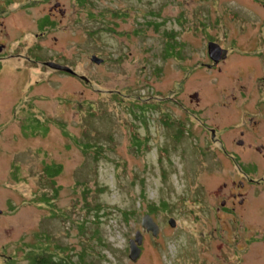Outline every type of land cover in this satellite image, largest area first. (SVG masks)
Here are the masks:
<instances>
[{
  "label": "rangeland",
  "instance_id": "1",
  "mask_svg": "<svg viewBox=\"0 0 264 264\" xmlns=\"http://www.w3.org/2000/svg\"><path fill=\"white\" fill-rule=\"evenodd\" d=\"M61 1L62 29L42 37L36 20L49 3L15 0L10 7L26 8H5L0 18L6 54L35 59L0 63V264L23 263L22 249L42 233L50 250L63 247L74 261L87 249V264L222 263L233 243L221 237L215 193L233 168L220 151L234 149L237 135L225 127L238 114L216 117L206 105L243 86L251 115L264 95L255 89L264 76V0ZM209 39L230 52L215 83L194 67L206 60ZM173 41L174 54L163 57ZM52 56L75 76L43 65ZM195 90L200 105L185 112ZM47 164L60 167L52 179L42 173ZM145 213L159 230L142 232L131 261L128 241Z\"/></svg>",
  "mask_w": 264,
  "mask_h": 264
},
{
  "label": "flooded vegetation",
  "instance_id": "2",
  "mask_svg": "<svg viewBox=\"0 0 264 264\" xmlns=\"http://www.w3.org/2000/svg\"><path fill=\"white\" fill-rule=\"evenodd\" d=\"M0 2V18L6 17L3 14L6 11L5 8H26L25 4L10 7L15 0H0ZM36 2H46L49 4L46 6V14L36 20L37 27L41 31L35 34V37L45 36L48 34V31L56 32L61 30L65 15V11L62 9L64 8L62 1L32 0V5ZM262 5L264 7V2ZM4 27V23L0 21V63L1 60L13 57L22 58L24 61L30 58L35 61V59L26 53L11 52L6 54L7 45L2 39L5 34ZM51 36L53 42L56 44L57 36ZM207 42L219 44L213 39H209ZM219 46L224 48L220 44ZM224 49H226L225 57L220 58L215 54L211 55L213 57H210L206 47V60L194 63V67L196 65L200 66L198 71H206L214 76L211 78V83H215L218 80V76L223 72L222 67L230 55L228 49ZM247 52L244 51L246 54ZM47 61L59 63L57 62V56L44 59L42 61L43 65ZM190 66H185L184 69L188 76L192 72ZM51 70L53 71L54 69ZM72 76H75V74ZM256 80L258 84H255V89L261 95L264 93V89H262L264 88V76L256 77ZM260 82L263 84V87H261ZM199 94L200 92L195 90L186 95L188 105H181V108L187 112L191 110L190 105L198 107L201 99ZM248 96V90L240 86L231 94H219L206 105L216 117H220L223 112L230 110H236L238 114L233 118V122L225 127L226 130L233 129L237 135V138L232 141L234 149L227 150L221 148V151L219 150L221 155L233 164L232 170L225 172V180L217 185L215 193V197L219 199V206L216 207L215 217L223 233L221 237L224 238L223 241H225L226 245L229 242L233 243L229 248L230 252L228 256L224 257L222 255L223 252L219 254L220 261L222 262L220 264H264V95L254 102V113H250L251 115H248L249 112L245 107L246 103L242 100L247 99ZM226 97H230V100H227ZM174 103L177 104L178 101L174 100ZM206 129L210 133L211 140H220L216 135L218 131L216 127H208ZM203 133L206 134V130H203ZM220 168L222 169L220 172L224 171L222 166ZM143 242L144 236L142 234L140 251ZM253 247H260L262 251L255 254V252L251 251Z\"/></svg>",
  "mask_w": 264,
  "mask_h": 264
},
{
  "label": "trees",
  "instance_id": "3",
  "mask_svg": "<svg viewBox=\"0 0 264 264\" xmlns=\"http://www.w3.org/2000/svg\"><path fill=\"white\" fill-rule=\"evenodd\" d=\"M80 2V0H79ZM90 16H92L90 14ZM153 25L157 27L158 23L154 22ZM42 26V25H41ZM40 26V27H41ZM168 37L171 35L168 34ZM176 43L175 41L173 42H166L165 44V51H164V56L167 57L169 55H173L175 52L174 48H176ZM178 51V50H177ZM31 121L33 122L34 125L40 126L41 124L38 123L37 119H33ZM31 123L26 124L25 126H22L23 129H26L27 127L31 130L32 126ZM29 125V126H28ZM85 148L88 147V144L84 145ZM100 148H97V152L99 151ZM50 165H55L57 168L51 169ZM60 170V167L57 166V164H47L46 167H43L42 173L45 174L49 179L53 178ZM51 181V180H50ZM38 199H41L40 201L42 202H47L48 199L46 197H40ZM162 207L165 206L164 203L161 205ZM99 208V205L96 206V209ZM153 209H155V206H149L148 213L151 212ZM150 214V213H149ZM126 212H122L123 219L126 220ZM82 225V224H81ZM93 235L96 236V241L99 245L102 244L104 246V243H101V237L97 236V230L95 229L93 232ZM26 249L24 250V260L23 263L20 262H14V261H8V264H87L86 262V256H87V249L83 248L80 250V252L77 253V261H74L68 254L65 253V249L60 246H56L55 249L50 250V242H49V235L42 233L37 236V242L32 244L31 246L25 247ZM101 254L98 253V259L103 258Z\"/></svg>",
  "mask_w": 264,
  "mask_h": 264
},
{
  "label": "water",
  "instance_id": "4",
  "mask_svg": "<svg viewBox=\"0 0 264 264\" xmlns=\"http://www.w3.org/2000/svg\"><path fill=\"white\" fill-rule=\"evenodd\" d=\"M207 51L210 57H213L211 55L215 54L217 57L223 58L225 57V54H226V49L221 48L219 44L215 42H207ZM90 60L96 64L101 63L103 61V59L95 55H92L90 57ZM44 64L47 67L54 69V70L62 71V72H65L71 75L75 74V72L69 66H65V65L55 63L52 61L44 62ZM168 224L172 227L175 226V220L173 218H169ZM141 227H142V231L136 230L133 238L129 239L128 241L129 242V253L127 255L131 261H136V259L139 257L140 245L142 242V232L143 231L150 232L152 236H156L159 230L157 223L153 220L151 215H148V213H145L142 216Z\"/></svg>",
  "mask_w": 264,
  "mask_h": 264
}]
</instances>
